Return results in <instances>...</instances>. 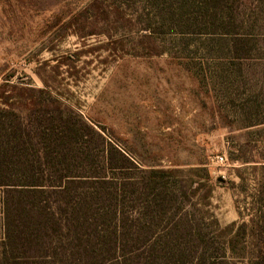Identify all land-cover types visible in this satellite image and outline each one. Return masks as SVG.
I'll use <instances>...</instances> for the list:
<instances>
[{
	"label": "rangeland",
	"instance_id": "rangeland-1",
	"mask_svg": "<svg viewBox=\"0 0 264 264\" xmlns=\"http://www.w3.org/2000/svg\"><path fill=\"white\" fill-rule=\"evenodd\" d=\"M181 1L188 33L170 16ZM234 3L213 25L199 0H0V106L28 125L38 102L60 103L142 168L207 167L210 206L186 189L185 211L229 234L256 216L264 164V124L239 126L264 117V0Z\"/></svg>",
	"mask_w": 264,
	"mask_h": 264
},
{
	"label": "trees",
	"instance_id": "trees-1",
	"mask_svg": "<svg viewBox=\"0 0 264 264\" xmlns=\"http://www.w3.org/2000/svg\"><path fill=\"white\" fill-rule=\"evenodd\" d=\"M184 2L170 16L188 33L198 18ZM199 2L213 25L234 16V0ZM239 124L260 126L264 117ZM92 139L101 153L91 152ZM259 171L256 216L229 234L212 219L209 232V219L188 215L183 201L188 189L210 206L207 167L142 168L60 103L38 102L28 125L0 106V264H229L241 248H250L249 264H264V164Z\"/></svg>",
	"mask_w": 264,
	"mask_h": 264
},
{
	"label": "built area",
	"instance_id": "built-area-1",
	"mask_svg": "<svg viewBox=\"0 0 264 264\" xmlns=\"http://www.w3.org/2000/svg\"><path fill=\"white\" fill-rule=\"evenodd\" d=\"M217 161H219V162H223V161H224V157H223V156H218V157H217Z\"/></svg>",
	"mask_w": 264,
	"mask_h": 264
}]
</instances>
